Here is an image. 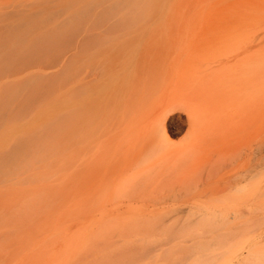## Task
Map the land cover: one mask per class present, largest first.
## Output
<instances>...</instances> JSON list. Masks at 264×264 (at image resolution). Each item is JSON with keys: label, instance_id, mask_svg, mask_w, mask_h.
Segmentation results:
<instances>
[{"label": "rangeland", "instance_id": "rangeland-1", "mask_svg": "<svg viewBox=\"0 0 264 264\" xmlns=\"http://www.w3.org/2000/svg\"><path fill=\"white\" fill-rule=\"evenodd\" d=\"M26 1L0 0V264H158L161 241L173 229L184 228L194 241L211 240L214 234H205L209 227L192 225L198 214L89 209L81 197L84 147L89 148L90 186L101 182L113 155L100 149L109 109L100 99V116L94 120L91 112L86 127L81 113L83 88L90 101L94 93L99 97L98 86L112 82L109 67L131 61L127 52L111 53L104 56L106 71L100 62L93 71L98 62L94 53L102 45L110 47V40L164 41L158 56L190 67L193 38L218 36L222 26L202 22L198 33L194 0H162L144 6L142 18H135L132 6L131 20L104 17L99 11L97 36H72L82 33V26L72 15L58 13L61 5L37 17ZM257 107L256 115L205 121L214 151L230 152L253 140L257 162L264 167V97ZM167 126L172 143L185 141L182 113H172ZM207 197L214 202L220 193Z\"/></svg>", "mask_w": 264, "mask_h": 264}, {"label": "bare ground", "instance_id": "bare-ground-1", "mask_svg": "<svg viewBox=\"0 0 264 264\" xmlns=\"http://www.w3.org/2000/svg\"><path fill=\"white\" fill-rule=\"evenodd\" d=\"M161 1L25 3L37 17L61 5L63 11L58 13L72 15L82 26V33L72 36H97L99 11L104 17L131 20L132 6L137 10L135 18H142L144 6ZM193 10L198 33L202 22L216 23L222 30L218 36L193 38L190 67L160 58V45L165 43L161 40H110L106 44L110 47L102 45L94 53L98 62L93 71L99 62L106 71L108 59L104 56L111 53L127 52L131 61L121 59L125 65L109 67L112 82L98 86L99 97L94 93L90 101L87 88H83L84 127L92 118L91 112L94 120L100 116L101 100L109 109L103 116L106 138L100 149L113 155V163L103 170L101 182L90 186L89 148L82 149V201L96 211L198 214L200 218L192 225L209 227L204 233L214 237L194 241L184 228L173 229L159 243L158 264H264V167L257 162V145L252 140L230 152L222 148L214 151L217 146L204 128L206 120L224 116L235 120L260 110L258 99L264 97V0H194ZM89 76L85 72L84 80ZM176 111L186 117L187 124V137L179 144L171 142L167 130V121ZM232 190L235 193L230 194ZM208 193H220V197L210 202ZM218 231L223 233L217 236Z\"/></svg>", "mask_w": 264, "mask_h": 264}]
</instances>
